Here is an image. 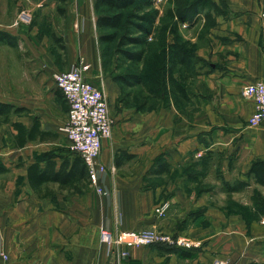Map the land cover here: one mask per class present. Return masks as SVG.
<instances>
[{
    "label": "crops",
    "instance_id": "obj_1",
    "mask_svg": "<svg viewBox=\"0 0 264 264\" xmlns=\"http://www.w3.org/2000/svg\"><path fill=\"white\" fill-rule=\"evenodd\" d=\"M214 1L229 15L217 16L213 28H206L204 20L198 23L207 29L206 44L194 51L192 76L183 81L181 66L176 74L187 101L176 104L178 98L169 92L166 106L143 109L131 101L114 113L113 137L104 142L101 154V162L116 169L115 175L101 178L108 195L90 186L82 193L63 190L58 183L34 188L29 181L28 168L34 163L44 169L54 162L56 172L75 159L85 165L69 147L67 152L57 144L45 147L61 136L68 138L61 129L69 108L55 81L47 90L61 110L66 103L65 115L0 98L23 109L13 112L9 123H0V264H108L99 242L102 228H157L200 242L189 258L157 246L134 248L128 264H213L216 259L264 264V186L250 174L255 162L264 163V122L249 126L255 103L242 95L245 86L264 80V0ZM94 5L95 0L64 4L67 24L59 36L68 51L69 69L80 57L90 63L87 78L103 87L111 108L118 105L122 89L97 76ZM28 110L34 118L21 117ZM36 120L50 136L18 146L13 123L30 131ZM123 154L133 158L117 167L115 158ZM161 157L171 165L168 174L153 172ZM198 162L209 164L210 171L197 173ZM223 181L250 185L228 193ZM163 203L169 210L159 219L154 209Z\"/></svg>",
    "mask_w": 264,
    "mask_h": 264
},
{
    "label": "rangeland",
    "instance_id": "obj_2",
    "mask_svg": "<svg viewBox=\"0 0 264 264\" xmlns=\"http://www.w3.org/2000/svg\"><path fill=\"white\" fill-rule=\"evenodd\" d=\"M62 7H64L63 4L54 0H0V31L14 35L18 38L19 43L18 49L0 43V98L15 103L17 106L26 105V107H30L31 105L37 109L39 105H42L46 109H57L59 113L66 114V103L63 105V110H61L56 105L58 100L50 98L49 94L51 92L47 90L54 83L55 73L69 70L68 51H64L61 44L54 38L55 36L61 37L59 36L60 32L66 28V11L64 10V14L58 11ZM168 7L167 0L138 1V10L135 12L137 18L133 20V23L144 25L147 29H150L151 33V35H148L147 54L140 64L124 59L121 54L122 50L134 51L139 47L134 45L121 47L120 38L123 35L144 37L143 34L137 33L130 26L123 31L104 30L101 33L96 28L99 56V66L96 73L101 82L107 80L108 83H111L116 75H137L144 79V84L133 89H125V94L133 93L130 94V96L132 95L130 98H125L122 93L118 99V105H111L110 114L112 117L121 103L129 105L133 101L137 105L141 104V108L144 109H155L167 105L169 86L165 78L164 67H166L168 61L169 47L175 39V21L167 15ZM142 18H146V20H141ZM178 32L181 37L180 40L190 51L194 52L197 47L199 50L200 47L206 44L203 40H206L207 29L202 24H197L191 28H188L187 25H180ZM103 34L115 36L116 41L110 43L100 42V36ZM185 37L188 40H185ZM180 103H183V100H180ZM24 115L35 117L33 115L29 116V110L22 113L21 117H24ZM7 135V140L11 141V135L9 133ZM110 140L105 142L108 143ZM56 144L58 149H62L63 152H67L68 147L70 149L69 139L66 136H61L56 142L46 143L45 147L50 150L56 147ZM199 159H202V157ZM210 168L209 164L198 162L195 171L205 175L210 171ZM115 170L114 167H107V171L99 175L97 186L104 189L101 178L116 173ZM91 189L100 194L95 186L90 185ZM160 205L162 204L158 206ZM152 229L173 235L157 228ZM143 230L149 229L139 231ZM100 231L99 242L105 248L100 240ZM107 258L108 264H110L111 260L108 256ZM125 263L128 264V260Z\"/></svg>",
    "mask_w": 264,
    "mask_h": 264
},
{
    "label": "trees",
    "instance_id": "obj_3",
    "mask_svg": "<svg viewBox=\"0 0 264 264\" xmlns=\"http://www.w3.org/2000/svg\"><path fill=\"white\" fill-rule=\"evenodd\" d=\"M69 0H57L60 4H66ZM139 0H95V12H96V28L100 33L104 30L123 31L129 26L133 27L137 33H141L144 37H130L123 35L120 38V46H138L139 49L134 51L122 50L121 54L125 60L140 64L145 59L148 48V35H151L150 29H147L144 25L133 23V20L137 18L135 12ZM169 7L167 9V15L173 19L174 22V36L175 39L169 47L167 53V64L164 67L165 78L168 84V91L175 94L177 103L180 100L187 101L188 93L180 81L176 78L178 67H183L185 70L183 75V81H187L191 76V70L194 65L193 51L187 49L180 40V34L178 30L180 25H187L191 28L197 25L201 20L205 21L206 28H213L217 26V16L228 17L229 13L223 10L214 0H167ZM58 11L64 14L63 8H59ZM141 20H146L142 18ZM148 20V19H147ZM58 41L62 49L67 51L64 45L63 38L54 37ZM100 42L110 43L116 41V37L113 35H101ZM0 43L6 44L14 49H18V38L5 31H0ZM193 52V53H192ZM113 81L121 86L122 93L125 98L130 97V93L125 94L126 88H134L138 85L144 84V79L137 75H116ZM141 108V107H140ZM144 109V108H143ZM23 112L22 108H15L13 105L0 102V123H9L11 114ZM39 121L36 120L33 128L30 131L21 124L13 123V126L17 129L16 143L18 146H25L30 141H35L38 138L46 140L49 133L43 132L39 128ZM133 155L123 154V157L115 158V165L119 167L124 160H130ZM46 168L41 169L39 163H34L28 168V178L31 185L34 188H39L45 184L58 183L61 189L74 190L75 193H82L90 186L89 173L85 165L80 159H75L73 164L69 167V163L65 162L59 171L55 170V163H48ZM153 172L158 175L168 174L171 172V165L164 159L160 158L153 169ZM250 174L254 176V180L257 184L264 186V163L257 161L253 164ZM223 185L228 193L237 192L244 188H247L250 184L244 181H238L235 183H229L223 181ZM167 253H176L180 256L189 258L194 254L190 250L160 247Z\"/></svg>",
    "mask_w": 264,
    "mask_h": 264
},
{
    "label": "built area",
    "instance_id": "obj_4",
    "mask_svg": "<svg viewBox=\"0 0 264 264\" xmlns=\"http://www.w3.org/2000/svg\"><path fill=\"white\" fill-rule=\"evenodd\" d=\"M262 16L264 18V13ZM90 69L91 64L80 57L69 70L56 73L54 81L69 108L68 121L61 131L69 139L70 150L85 163L91 185L100 194L107 195V191L99 188L97 183L99 175L107 171V167L101 162V154L104 142L112 138L114 120L105 90L87 78ZM242 95L255 103V112L249 119V126L259 127L264 122V80L245 86ZM168 209L166 204L157 206L155 216L165 217ZM100 240L107 250L110 264H126L125 261L130 258V251L134 248L157 246L191 250L200 247L198 241L168 235L155 229L110 231L102 228ZM213 264L228 263L217 259Z\"/></svg>",
    "mask_w": 264,
    "mask_h": 264
}]
</instances>
